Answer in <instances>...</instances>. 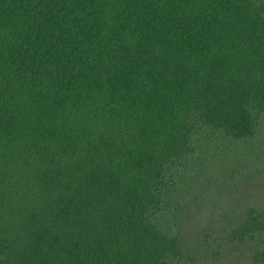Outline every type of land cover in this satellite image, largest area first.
Here are the masks:
<instances>
[{
	"label": "trees",
	"instance_id": "16d2710c",
	"mask_svg": "<svg viewBox=\"0 0 264 264\" xmlns=\"http://www.w3.org/2000/svg\"><path fill=\"white\" fill-rule=\"evenodd\" d=\"M253 151L264 0H0V264H264L263 207L183 237Z\"/></svg>",
	"mask_w": 264,
	"mask_h": 264
},
{
	"label": "rangeland",
	"instance_id": "374dc122",
	"mask_svg": "<svg viewBox=\"0 0 264 264\" xmlns=\"http://www.w3.org/2000/svg\"><path fill=\"white\" fill-rule=\"evenodd\" d=\"M259 154L260 152L255 153L254 151L241 154L244 158V164L235 166L231 172L227 171V173L222 168L217 169V172L221 173L219 175L220 180L223 178L227 181L232 192H228L229 189L227 190L218 184L215 187H210V190L204 191L203 196L199 195V198L203 197L199 203V211L191 213L186 220L188 221L187 224H184L183 227L186 247L191 252H199L200 249L197 246L199 238L206 234L217 235L221 233L219 229L226 224V221L234 220L236 216L233 214L235 212L238 215L240 211H243V208H264V157L263 154ZM217 172L214 170L213 172H206L203 178L204 182L209 181L214 176L217 177ZM226 178L228 179L226 180ZM232 252L234 254L242 253L237 250ZM229 253L226 252L224 257H231ZM238 262L235 259L231 264H241ZM242 263L247 264L246 260Z\"/></svg>",
	"mask_w": 264,
	"mask_h": 264
}]
</instances>
